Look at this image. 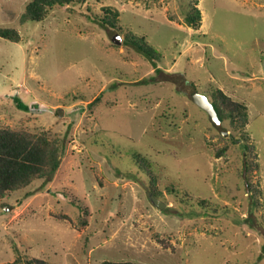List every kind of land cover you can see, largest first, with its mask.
Instances as JSON below:
<instances>
[{"label":"rangeland","instance_id":"rangeland-1","mask_svg":"<svg viewBox=\"0 0 264 264\" xmlns=\"http://www.w3.org/2000/svg\"><path fill=\"white\" fill-rule=\"evenodd\" d=\"M29 1L0 0V28L20 35L0 36V128L45 130L64 152L53 177L0 202V264H264V0H199L198 29L184 20L189 0H87L22 21ZM107 6L119 29L96 23ZM211 88L248 107L253 211L239 133L192 101ZM15 95L38 109L19 110Z\"/></svg>","mask_w":264,"mask_h":264},{"label":"trees","instance_id":"trees-1","mask_svg":"<svg viewBox=\"0 0 264 264\" xmlns=\"http://www.w3.org/2000/svg\"><path fill=\"white\" fill-rule=\"evenodd\" d=\"M87 0H30L22 15V21H42L50 10L60 6L67 7L68 5L80 3L84 4ZM199 0H189L187 3V11L185 12V22L195 29L200 28L202 14L198 7ZM121 12L118 9H113L109 6L104 7L101 16H95L96 23L103 28L119 29V16ZM0 36L12 42H20V35L15 29L0 28ZM131 39L126 34V44L134 48L137 52L143 54L146 58L158 60L156 49L145 43L138 42V39ZM144 39V37L142 38ZM210 101L214 105L222 124H229V128L233 130L232 138H236L235 134L239 133L241 143V151L245 158V177L249 183V188L252 192V207L258 209L261 203L258 199L260 189L254 185L251 177L248 175L255 168H260L258 162L252 157L255 151V145L250 143L249 135L246 131V126L249 123L248 107L245 103L233 99L225 93L221 88H211L205 92ZM13 100L19 110L30 111L32 107L38 109V104L30 105L24 103L19 95L13 96ZM235 143L238 141L233 140ZM226 150L224 148L221 152ZM63 146L59 136H52L45 130H29L25 128L14 129L10 127L0 128V202L5 203V200L13 197L26 188L30 187L34 182L39 180H48L53 177L61 166L63 156ZM139 168L146 174L150 175L151 182H156V178L151 174L152 164L144 156L138 154L134 156ZM153 184V193L156 197H163V193L158 191ZM245 188V187H244ZM171 194L178 196L176 189L172 186L169 189ZM178 194V195H177ZM72 203L79 205V202L72 200ZM202 205L206 201L201 202ZM83 212L86 210L82 208ZM253 222V219L250 218ZM263 225V219L261 220ZM254 227V226H253ZM3 264H52L42 258H28L18 254L16 259ZM99 264H137L132 261H114L105 259Z\"/></svg>","mask_w":264,"mask_h":264},{"label":"water","instance_id":"water-1","mask_svg":"<svg viewBox=\"0 0 264 264\" xmlns=\"http://www.w3.org/2000/svg\"><path fill=\"white\" fill-rule=\"evenodd\" d=\"M117 38H113V42L115 44H121L122 42V37L120 35H117ZM191 98L192 101L197 104L200 108H202L203 110H205L209 116V120L211 122V124L215 127V128H220L222 126V121L219 118V115L214 107V105L212 104V102L210 101L209 97L206 94H202L199 93L198 91H194L191 94ZM226 131L225 128L222 127V132ZM152 201L154 202V204L162 209L163 207L166 206V203L163 202L162 200L158 199L156 196L152 195Z\"/></svg>","mask_w":264,"mask_h":264}]
</instances>
